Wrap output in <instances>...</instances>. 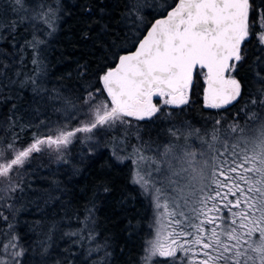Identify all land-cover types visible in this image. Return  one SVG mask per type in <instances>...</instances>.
Here are the masks:
<instances>
[{
    "label": "snow or ice",
    "instance_id": "6c2138e0",
    "mask_svg": "<svg viewBox=\"0 0 264 264\" xmlns=\"http://www.w3.org/2000/svg\"><path fill=\"white\" fill-rule=\"evenodd\" d=\"M4 3L0 32H14L21 24L35 28L37 21L55 30L57 9L52 5L45 8L39 0ZM139 8V0H129L126 16L133 17L137 33V21L143 22ZM8 11L15 18L5 23ZM160 15L144 29L146 34L133 36V50L114 53L112 66L98 74V86L78 97L80 106L68 117L75 125L45 124L27 140L16 133L0 138V186L16 192L20 185L14 177L38 154L63 159L73 143L88 145L101 132L119 133V139L112 136L114 158L132 163L130 182L155 209H163L154 235L142 243L137 264H264V55L254 57L243 123L234 119L221 135L219 119L210 132L172 122L174 110L189 104L197 86L210 109H223L242 97L237 73L247 47L254 42L255 50L264 53V0H174ZM42 43L36 35L27 41L38 67L35 52ZM7 86L0 83V88ZM154 119L171 124L164 143L141 135L140 122ZM133 136L137 143L124 148ZM192 137L198 148L189 143ZM0 219L7 217L0 213ZM86 220L94 222L91 209ZM0 235L6 239L0 240V264H21L24 250L18 237ZM110 255L104 251L98 264Z\"/></svg>",
    "mask_w": 264,
    "mask_h": 264
},
{
    "label": "trees",
    "instance_id": "16d2710c",
    "mask_svg": "<svg viewBox=\"0 0 264 264\" xmlns=\"http://www.w3.org/2000/svg\"><path fill=\"white\" fill-rule=\"evenodd\" d=\"M39 2L57 9L54 31L37 21L35 28L21 24L14 32H0L6 37L0 39V73L6 74L0 83L8 85L0 88V138L10 139L16 133L27 140L45 124L75 125L68 117L79 108L78 97L98 86V74L112 66L114 53L131 50L133 36L144 34L161 16L163 7L174 0H139L143 18V22L137 21L139 33L132 26L133 17L126 16L129 0ZM0 5L2 15L7 5L4 0ZM14 18L8 11L5 23ZM33 35L44 41L35 52L39 67L32 63L34 49L27 44ZM258 54L264 55L255 50L254 42L249 44L247 59L237 73L244 86L241 98L223 109L206 108L202 88L197 86L189 104L174 110L172 122L210 132L219 119L221 135L234 119L243 123L242 109L253 88V61ZM140 123L145 140L149 135L157 143L169 139L168 120ZM113 135L120 137L119 133L101 132L88 145L73 143L63 159L38 154L14 177L20 185L16 192L0 186V213L7 217L6 221L0 219V233L18 237L24 250L21 264H98L104 251L111 253L104 264H137L142 243L155 233L157 209L139 186L130 182L132 163L114 158L117 146ZM135 143L134 136L129 137L123 147L130 150ZM189 143L198 148L195 137ZM96 144L99 147H93ZM105 186L108 192L103 191ZM89 209L92 223L86 220ZM0 240L6 242L3 235ZM105 244L99 253L94 250Z\"/></svg>",
    "mask_w": 264,
    "mask_h": 264
},
{
    "label": "rangeland",
    "instance_id": "374dc122",
    "mask_svg": "<svg viewBox=\"0 0 264 264\" xmlns=\"http://www.w3.org/2000/svg\"><path fill=\"white\" fill-rule=\"evenodd\" d=\"M46 157H50V158H55L54 156H49V155H47V154H44ZM160 211H163V209H159V210H157V214H158V212H160Z\"/></svg>",
    "mask_w": 264,
    "mask_h": 264
},
{
    "label": "water",
    "instance_id": "95a60500",
    "mask_svg": "<svg viewBox=\"0 0 264 264\" xmlns=\"http://www.w3.org/2000/svg\"><path fill=\"white\" fill-rule=\"evenodd\" d=\"M158 18H161V16L157 17L156 19H158ZM154 22H155V20L152 23H154ZM144 34H146V32ZM131 50H133V49H131Z\"/></svg>",
    "mask_w": 264,
    "mask_h": 264
}]
</instances>
